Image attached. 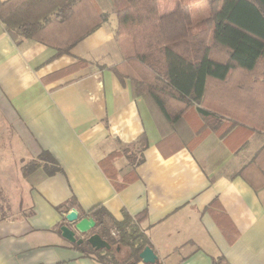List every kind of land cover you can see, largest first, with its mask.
<instances>
[{"label": "crops", "instance_id": "0c3cea01", "mask_svg": "<svg viewBox=\"0 0 264 264\" xmlns=\"http://www.w3.org/2000/svg\"><path fill=\"white\" fill-rule=\"evenodd\" d=\"M92 1L108 20L52 60L54 48L32 39L16 43L0 22V150L11 156L9 170L19 171L9 174V159L0 158L1 191L11 188L0 195V264H98L62 236L64 213L57 207L72 199L79 212L105 206L118 220L125 211L146 213L143 227L158 259L135 264H214L218 256L221 264H264L261 170L252 168L254 185L231 177L264 145V132L236 130L227 138L210 132L193 149L166 155L146 102L132 96L128 81L101 67L134 53L132 40L116 35L124 0ZM181 2L158 0L160 14ZM80 59L86 67L51 75ZM240 132L248 141L238 149ZM143 133L149 143L142 161L135 167L125 156L114 161L120 176L132 168L136 175L117 191L99 161ZM43 151L62 172L49 175L40 167L24 176L22 166ZM260 161L264 166V155ZM21 175L28 181L23 198Z\"/></svg>", "mask_w": 264, "mask_h": 264}, {"label": "trees", "instance_id": "16d2710c", "mask_svg": "<svg viewBox=\"0 0 264 264\" xmlns=\"http://www.w3.org/2000/svg\"><path fill=\"white\" fill-rule=\"evenodd\" d=\"M210 5V15L198 21L193 20L187 4L160 14L158 0H124L116 11V35L130 36L134 53L101 67L113 71L121 82L128 81L132 96L146 102L162 135L158 144L166 155L184 147L193 149L210 132L220 138L236 130L264 132V0H210ZM108 17L92 0H0L4 29L16 43L32 39L54 48L49 60L69 53ZM87 64L80 59L51 75L78 71ZM192 111L201 119L198 128L189 120ZM240 136L238 149L248 141L241 132ZM148 143V135L143 133L99 161L117 191L136 175L132 168L120 176L115 159L125 156L135 167ZM263 155L264 145L231 177L241 175L254 185V166L264 178ZM40 167L49 175L62 172L54 157L43 151L22 166L23 175ZM74 205L72 199L57 209L65 214ZM79 213L80 217H93L96 226L91 234L98 233L111 244L110 249L101 250L86 240L77 245L98 264H135L141 260L140 252L150 245L143 227L145 212L132 216L125 211L122 220L105 206ZM122 247L129 249L125 260L117 257ZM223 259L214 257V264Z\"/></svg>", "mask_w": 264, "mask_h": 264}, {"label": "water", "instance_id": "95a60500", "mask_svg": "<svg viewBox=\"0 0 264 264\" xmlns=\"http://www.w3.org/2000/svg\"><path fill=\"white\" fill-rule=\"evenodd\" d=\"M64 217L65 222L60 226V230L66 240L78 245L86 240L96 250L111 248V244L100 234H91V231L96 226V221L93 217H80V213L76 208L69 210L64 214ZM80 234L88 235V237H80ZM139 256L145 263H154L158 259V255L150 245H147Z\"/></svg>", "mask_w": 264, "mask_h": 264}, {"label": "rangeland", "instance_id": "374dc122", "mask_svg": "<svg viewBox=\"0 0 264 264\" xmlns=\"http://www.w3.org/2000/svg\"><path fill=\"white\" fill-rule=\"evenodd\" d=\"M185 2V3H184ZM181 4H187V6H189V9L191 7V12H192V16H194V18H201V17H208L211 13V5H210V0H182ZM194 20V19H193ZM122 36V35H120ZM124 36H127L129 37L131 40L132 38L128 35H124ZM133 43V41H132ZM133 49H134V46H133ZM219 57V56H218ZM220 57H224V56H220ZM189 120L191 121V123H193V126L195 128H198L200 125H201V119L198 117L197 113H195L194 111L191 112L190 114V117H189ZM0 142H1V139H0ZM1 153H0V158L3 157L6 161V159H9L8 163L9 164H4V168L6 169V171L9 172V174L11 172H13V174L16 172V175H18L19 171L17 169V171H10L9 170V167L12 165L10 164V155L7 156V154H3L2 153V150H0ZM21 174V172H20ZM8 177V176H6ZM21 178H22V182L20 184V198H23V196L25 195V192H24V187L26 186V184L28 183V181H25V179L23 178V176L21 175ZM4 184V183H3ZM6 185V183H5ZM4 188V194L3 192L1 191V187H0V195L2 196H5L8 194L7 191L11 188H8L7 186L3 187ZM7 193V194H6ZM15 194H17V192H15ZM18 198V194L16 196V199ZM11 213L12 214H15V210H13L11 208ZM117 247V245L114 246V249ZM128 255H129V249L125 248V247H122L118 253H117V257L120 259V260H125L126 258H128Z\"/></svg>", "mask_w": 264, "mask_h": 264}]
</instances>
